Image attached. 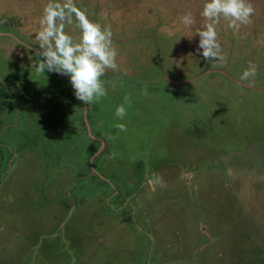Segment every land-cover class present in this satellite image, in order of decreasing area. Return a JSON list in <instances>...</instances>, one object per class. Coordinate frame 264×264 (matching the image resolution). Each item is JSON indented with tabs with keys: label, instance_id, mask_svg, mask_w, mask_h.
<instances>
[{
	"label": "rangeland",
	"instance_id": "1",
	"mask_svg": "<svg viewBox=\"0 0 264 264\" xmlns=\"http://www.w3.org/2000/svg\"><path fill=\"white\" fill-rule=\"evenodd\" d=\"M74 2L118 52L87 106L33 67L48 0H0V264H264V0L212 22L219 61L197 51L206 0Z\"/></svg>",
	"mask_w": 264,
	"mask_h": 264
},
{
	"label": "clouds",
	"instance_id": "2",
	"mask_svg": "<svg viewBox=\"0 0 264 264\" xmlns=\"http://www.w3.org/2000/svg\"><path fill=\"white\" fill-rule=\"evenodd\" d=\"M255 8L250 0H206L200 13L207 21L202 30L195 32L199 36L197 51L206 61L223 59L222 49L218 43L214 23L220 19L228 21V27L239 31L240 27L251 23ZM181 22L191 27L194 18L191 13L184 15ZM40 28L35 35L34 64L37 74L54 72L69 77V82L77 100L86 106L98 102L107 96V89L102 77L108 70L118 71L117 50L113 47V32L88 18L85 11L79 9L74 0H48L39 21ZM74 25L78 39L67 34L66 26ZM257 66L249 63L242 73L241 80L256 76ZM146 94V91H145ZM131 107V98L124 97V103L117 106L115 116L123 119L127 108ZM120 131H126V125L118 123ZM75 264V262H73Z\"/></svg>",
	"mask_w": 264,
	"mask_h": 264
},
{
	"label": "water",
	"instance_id": "3",
	"mask_svg": "<svg viewBox=\"0 0 264 264\" xmlns=\"http://www.w3.org/2000/svg\"><path fill=\"white\" fill-rule=\"evenodd\" d=\"M163 79L171 86H174V85H179V84H182L184 83L186 80H176V79H172V78H169L165 73H163Z\"/></svg>",
	"mask_w": 264,
	"mask_h": 264
},
{
	"label": "trees",
	"instance_id": "4",
	"mask_svg": "<svg viewBox=\"0 0 264 264\" xmlns=\"http://www.w3.org/2000/svg\"><path fill=\"white\" fill-rule=\"evenodd\" d=\"M0 25L3 27V26H5L3 23H0ZM3 93L0 91V97H3ZM1 103H2V100L0 99V105H1ZM3 105V104H2Z\"/></svg>",
	"mask_w": 264,
	"mask_h": 264
}]
</instances>
